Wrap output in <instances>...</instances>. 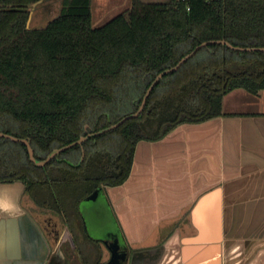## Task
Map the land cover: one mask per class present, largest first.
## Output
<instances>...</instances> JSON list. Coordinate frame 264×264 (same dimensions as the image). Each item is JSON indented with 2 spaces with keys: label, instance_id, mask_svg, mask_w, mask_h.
I'll use <instances>...</instances> for the list:
<instances>
[{
  "label": "trees",
  "instance_id": "16d2710c",
  "mask_svg": "<svg viewBox=\"0 0 264 264\" xmlns=\"http://www.w3.org/2000/svg\"><path fill=\"white\" fill-rule=\"evenodd\" d=\"M39 1L0 0V133L28 139L38 161L134 114L156 76L202 43L264 48V0L134 1L99 27L92 0H61L60 15L30 28ZM236 89L264 91V52L208 45L158 82L137 118L43 168L25 145L0 137V184L22 183L42 210L66 212L71 203L77 212L95 190L126 181L137 143L220 117Z\"/></svg>",
  "mask_w": 264,
  "mask_h": 264
},
{
  "label": "crops",
  "instance_id": "0c3cea01",
  "mask_svg": "<svg viewBox=\"0 0 264 264\" xmlns=\"http://www.w3.org/2000/svg\"><path fill=\"white\" fill-rule=\"evenodd\" d=\"M221 112L137 143L126 181L100 192L126 264H264V91L233 90ZM20 184H0V264H41L49 211ZM53 217L78 235V209Z\"/></svg>",
  "mask_w": 264,
  "mask_h": 264
},
{
  "label": "rangeland",
  "instance_id": "374dc122",
  "mask_svg": "<svg viewBox=\"0 0 264 264\" xmlns=\"http://www.w3.org/2000/svg\"><path fill=\"white\" fill-rule=\"evenodd\" d=\"M134 1H139L142 3H164L167 0H92L91 4V12H92V25L94 27H99L109 21L111 18L114 16L124 13L127 10H129L134 3ZM42 6V8L40 7ZM40 6H35L32 13V18L29 23V27L35 28V29H40L44 28L48 22L51 20L55 19L58 15L61 13V0H45ZM40 7V8H39ZM39 8V9H38ZM32 9V7H31ZM30 9V11H31ZM87 186V185H85ZM86 199V198H85ZM84 199V200H85ZM83 201L79 202L78 205V211L83 212L81 209L86 207L84 210L87 211L88 209L94 207V204H97L101 207L104 206L106 209L107 214L110 217V210L107 208V203L105 199L102 197V195H99V198L97 202L95 203H85ZM63 204V201H62ZM71 203L67 205H64V210H66V217L68 218L69 214L73 211L70 208ZM94 209V208H93ZM98 209V207H97ZM43 212V211H42ZM55 211H49L47 212V215H55ZM88 212V211H87ZM41 213V212H40ZM86 216L87 213H84ZM91 214V212L89 213ZM87 215L85 219L86 225L88 226V231H87V237L86 234L82 231L81 233L75 234L76 236V241H77V247L79 248L80 251V257L82 256L83 261L88 262L89 264H92L94 259L98 258V256H101V246L100 243L97 241L94 242V239H102L104 237V233L97 227L100 226L99 224H103L102 227L106 226L107 222H109L112 225L111 228H114V230L118 231V224L113 221L112 219H108V217H102L99 218V215L96 214L95 216ZM113 216V215H112ZM55 220V217H53ZM69 219V218H68ZM114 219V217H113ZM99 220L105 221L102 223H97ZM112 220V221H111ZM100 221V222H101ZM72 226L71 228L74 229V224L73 222L70 223ZM62 228V227H61ZM62 232V231H61ZM76 232V231H75Z\"/></svg>",
  "mask_w": 264,
  "mask_h": 264
},
{
  "label": "flooded vegetation",
  "instance_id": "af4514ba",
  "mask_svg": "<svg viewBox=\"0 0 264 264\" xmlns=\"http://www.w3.org/2000/svg\"><path fill=\"white\" fill-rule=\"evenodd\" d=\"M42 8V6H40ZM39 7V8H40ZM38 8V9H39ZM36 10V9H35ZM83 153V152H82ZM99 198V197H98ZM98 200V199H97ZM96 205V208L94 209V211L92 210L90 217L95 216L96 214L99 215V218L102 217H108L107 212L103 207ZM97 207L99 209H97ZM86 208V207H85ZM84 207L81 209L83 211V209H85ZM81 217L83 219L82 224L81 225H77V227L79 226V233H81L82 231L84 232V234L87 233L88 231V226L86 225L85 221L87 219H85L83 213H81ZM110 218V217H109ZM108 218V219H109ZM99 220L97 223H102L105 222L104 220L101 221ZM43 235L45 237V241H47V251H49V255L48 258H43L41 260V264H89L88 262L83 261L82 256L80 257V251L79 248L77 247V241H76V236H75V232H67L66 235L61 236L60 232H59V226L61 225L60 222L61 220H54L53 216H48L46 218H43ZM100 226H97L103 233H104V237H102V239H94V241L96 240L97 242L99 241L100 246H101V256H98V258L94 259V261L92 262V264H109V262L112 259V252H114V245L117 244L120 247L119 241H118V237L117 234L115 233L114 228H111L112 225L107 222L106 226L102 227L103 224H99ZM87 237V234H86ZM54 244V252L50 254V252L52 251V249H50V245ZM70 249L71 254H66V250ZM106 252V258L103 257V253ZM123 253V250L121 248H119L117 250V252H115V255L120 256V254ZM112 264V263H111ZM116 264H122L121 260L119 261V258L116 259Z\"/></svg>",
  "mask_w": 264,
  "mask_h": 264
},
{
  "label": "water",
  "instance_id": "95a60500",
  "mask_svg": "<svg viewBox=\"0 0 264 264\" xmlns=\"http://www.w3.org/2000/svg\"><path fill=\"white\" fill-rule=\"evenodd\" d=\"M45 0H40L39 2L35 3L33 6H32V9L29 13V17H28V21H27V25H29L30 21H31V18H32V13H33V10L35 11V6H40ZM213 44H220V45H223V46H226L228 47L229 49L231 50H235V51H240V52H264V48H237V47H233L232 45H230L228 42L226 41H209V42H204L202 43L201 45H199L198 47H196L191 53H189L188 55H186L185 57H183L174 67H171L167 70H164L162 71L161 73H159L156 78L154 79V81L151 83V85L149 86V88L146 90L143 98H142V101H141V104L138 108V110L134 113V114H131L129 116H126L124 118H122L120 121H118L116 124H113L111 126H109L108 128H105L103 130H100L96 133H91V134H88L87 136L85 137H80L77 141L65 146V147H62V148H59V149H55L53 150L44 160H41V161H38L34 158V153H33V150L30 146V141L28 139H19V138H15V137H12L10 135H6V134H3V133H0V137L1 138H4V139H7V140H10L14 143H21L23 145L26 146L27 148V153H28V157H29V160L36 166V167H39V168H43L44 166H46L54 157L56 156H59L60 153H62L63 151H66L74 146H80L82 145V143H84L85 141H87L88 139L90 138H93V137H96V136H99V135H102L106 132H109L117 127H119L120 125H122L124 122H126L127 120L129 119H133V118H137L138 115L142 112L144 106H145V103H146V100L147 98L149 97L151 91L153 90V88L158 84V82L167 74H170V73H173L175 71H177L186 61H188L190 58H192L196 53L197 51H199L201 48H204L208 45H213ZM83 157H84V153H82V156L80 158V162L79 164L83 161ZM68 165L69 166H73L72 163L68 162ZM78 164V165H79ZM22 187H23V184H20ZM100 192L101 190L100 189H97L95 190L90 196L86 197V199L84 200L85 203H95L97 202V199L100 195ZM94 207L88 209L87 211H85L83 209V215L84 213H87L86 216L92 212V210L94 211V209L96 208V205L94 204L93 205ZM94 208V209H93ZM99 209V208H98ZM120 247L115 244L114 245V252H112V259L111 261L109 262V264H116V259L119 258V261L121 260V263L122 264H126L127 263V253L125 251H123V253L120 254V256H117L115 255V252H117V250L119 249Z\"/></svg>",
  "mask_w": 264,
  "mask_h": 264
}]
</instances>
